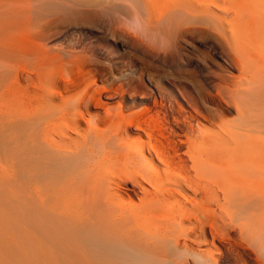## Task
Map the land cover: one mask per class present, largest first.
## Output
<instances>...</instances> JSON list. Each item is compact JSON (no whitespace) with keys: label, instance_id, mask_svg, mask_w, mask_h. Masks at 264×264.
I'll return each instance as SVG.
<instances>
[{"label":"rangeland","instance_id":"rangeland-1","mask_svg":"<svg viewBox=\"0 0 264 264\" xmlns=\"http://www.w3.org/2000/svg\"><path fill=\"white\" fill-rule=\"evenodd\" d=\"M0 1V264H30L28 117L82 95L85 118L108 119L99 127L109 134L125 127L123 117L117 126L108 122L113 108L130 118L145 112L144 126L179 119L213 130L208 145L223 152L215 163L224 176L206 185L220 193L221 210L205 219L214 245L200 248L216 257L246 252L249 264H260L257 237L239 226L248 221L241 192L251 183L243 161L248 150L260 157L248 146L261 140L251 136H264V0ZM221 126L234 136H220ZM108 166L110 176L128 168ZM131 188L119 193L128 198ZM194 221L186 228L201 237Z\"/></svg>","mask_w":264,"mask_h":264},{"label":"bare ground","instance_id":"bare-ground-1","mask_svg":"<svg viewBox=\"0 0 264 264\" xmlns=\"http://www.w3.org/2000/svg\"><path fill=\"white\" fill-rule=\"evenodd\" d=\"M82 97H64L63 108L46 103L28 117L30 264H249L246 252L231 250L216 257L209 248H200L214 245L205 219L214 220L221 210L220 193L206 185L224 176L215 163L223 152L208 145L213 130H196L179 119L144 126L145 112L130 118L113 108L108 122L116 125L123 117L125 127L109 134L99 127L108 119L85 118ZM221 130L220 136H234L223 126ZM251 138L261 139L248 146L251 153L260 150V157L248 150L243 161L242 175L251 183L241 192L248 221L239 230L257 237L256 253L264 264V136ZM227 160L238 167L232 153ZM113 163L128 168L121 176H110L108 164ZM129 182L133 188L126 198L119 188ZM193 220L202 238L186 228Z\"/></svg>","mask_w":264,"mask_h":264}]
</instances>
